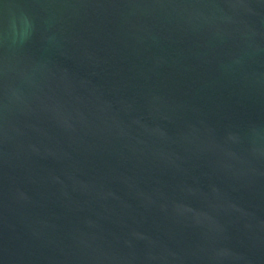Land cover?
I'll return each mask as SVG.
<instances>
[{"label": "water", "instance_id": "95a60500", "mask_svg": "<svg viewBox=\"0 0 264 264\" xmlns=\"http://www.w3.org/2000/svg\"><path fill=\"white\" fill-rule=\"evenodd\" d=\"M0 264H264V0H0Z\"/></svg>", "mask_w": 264, "mask_h": 264}]
</instances>
